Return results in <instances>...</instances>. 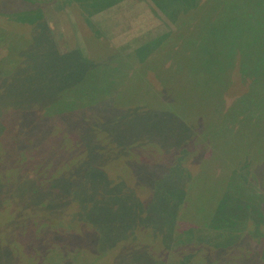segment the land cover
Returning a JSON list of instances; mask_svg holds the SVG:
<instances>
[{
	"label": "rangeland",
	"instance_id": "374dc122",
	"mask_svg": "<svg viewBox=\"0 0 264 264\" xmlns=\"http://www.w3.org/2000/svg\"><path fill=\"white\" fill-rule=\"evenodd\" d=\"M5 1L0 0V4L4 5ZM25 1H29L34 7H26ZM199 1L10 0L11 4L16 3L18 10L12 13L0 11V23H2L0 29H3L6 35H11L14 38L22 36L26 40L32 39L39 48L42 47L41 43L49 41L53 47L54 45L57 47L62 55L56 56L55 48L54 50L53 48L49 49L46 56H43L42 53L39 55L35 50L30 49L32 45H28L25 48V57H22V62L26 64L34 59L32 64L37 66L31 70L24 69L26 66H20L16 71L18 74L16 76L15 72L8 74L9 72L5 71L2 73L5 77L3 80L0 79V131L8 130L9 133L20 136L30 131L29 134L46 136L53 143L59 136L67 137L64 133L66 130H72L75 135L68 137L77 139L80 136L86 142L87 134L83 135V128L77 129L78 124L77 127L74 126L81 119L87 122L94 120L96 125H88V136L92 142H95L94 137L104 141V145L97 150L94 149L93 156L88 148H77L75 152H79L77 155L78 170L85 173L84 175L91 170L94 175L104 174L111 185L115 186L111 188L115 198L128 191V197L132 193L134 196H143L144 199L146 191H150L151 183L157 188L162 185H181L182 183L184 185L186 180L198 173L203 157H207L209 154L212 156L219 154L210 147L207 148V151L195 146L199 149L194 152L195 147L187 141L190 134L188 126H183L179 119L171 116L170 120L176 125L173 128L164 119L168 115L166 111L170 110L165 103L173 105L181 102L182 99L178 100V97L175 99L172 94H179L186 90V84L182 76L179 75L178 68L181 66L182 69L190 70L191 73L195 72L194 75L200 76L205 72L197 62H203L204 67H213L212 71L217 73L221 67H226L227 71L221 77L228 79L235 73L238 75L236 67L233 64L232 67L227 64L228 59L231 56L234 57V53L228 57L225 53L220 56V60L203 56L197 61L196 55H192L190 52L191 57L186 58L187 63L181 64L182 59L178 48L177 52L170 51V55H168L170 59H167L165 66L157 68L155 76L150 71L144 72L139 65L137 68L134 64L135 59L140 56H154L158 60L160 55L157 50H161L163 45L172 42L181 43L180 45L191 43L194 46L192 51H195L194 49L200 43V49L203 52L209 44H227V47L241 51L255 63L253 77L249 78V82L255 83L254 78L257 74L264 73V45L261 46L264 39L261 43L258 40V34L262 36L260 30L264 31V0H224L223 3H219L221 0H211L212 3L210 0L206 2L203 0L202 3H198ZM198 12L207 14V18L199 20ZM13 22L23 27L8 28L9 24ZM244 32L250 35L249 40L245 37ZM94 36L96 41L93 44L92 37ZM197 36H199L198 40L195 38ZM74 42L75 45H72ZM169 65L173 66L167 67ZM192 84H194L193 81ZM158 88L162 92L161 95ZM152 116L157 119H153ZM193 118L195 122H198V114H195ZM135 121L139 122L141 127L153 126L152 130L146 128L144 130L147 132L149 140L162 146L166 151L165 156L156 150L158 157L141 155L146 159L139 161V155L148 150L142 149L147 135L145 134L143 138L141 134L145 132L142 130L139 132L127 131ZM226 123L230 125L229 122L226 121ZM155 126L160 127L158 131L154 129L157 128ZM176 128L182 129V132ZM230 130V132H234L233 124ZM129 139L134 140L133 146H129ZM111 141L115 143L113 146ZM128 141L129 143L126 144ZM50 147L51 150L47 155V148ZM37 148L36 151L41 156H50L51 159H53L54 153H61L60 148L52 149V146H37ZM29 149L21 150V154H18L16 159H11L13 162L10 163L14 167L13 173L18 166L27 165L25 162L28 160L31 163L37 160V155L32 153L31 156L29 152L32 149L30 151ZM11 152L17 153V149L14 151L0 146L2 158L7 157V154ZM183 152L188 157L180 164L183 158L180 160L179 155ZM167 153L169 157H166ZM90 158L94 160L90 161ZM56 160L58 162L54 164L55 168L62 169L61 167L65 166L64 168L69 170L71 163L67 165V163H60L58 159ZM90 164H94L93 169ZM209 166L215 173L224 170L236 172V182H239L241 177L249 178L251 175L253 180L256 177L262 186L264 185V163L261 161L254 164L239 160L238 163L224 165L218 157L213 158ZM19 168V174L24 172L21 167ZM9 169L12 170L10 167ZM5 172V166L0 165V180L10 184L12 176L8 177ZM20 177L27 176L20 174ZM2 181H0V207L4 204V209L1 210L0 216L2 215L6 219L8 225L1 229L0 240L2 236H9L14 231H19L21 235V231H23L28 237L33 228L35 234L33 244L39 247L36 250L38 252L36 264H41L44 261V253L50 246L48 240H52L56 243L55 245L62 248L66 258L65 264L82 262L77 255L74 256L77 251H91L92 255L88 254V260L81 256V259L83 258L87 264H92V259L95 264H133V256L128 259L126 257L134 250H138V244L132 241V245L127 246L129 242L125 245L121 241H127L124 236L126 231L129 235L130 232L143 233L138 228L134 229L137 224H140V218H135L137 213L132 211L115 209L110 200L103 201V197L106 195L104 191L94 190L92 192L90 189L84 194L73 192L74 199L70 202L71 206L64 211L65 207L63 206L68 203L66 190H69V193L71 191L70 184L66 180L57 179L52 182L58 190L64 191L52 196L61 195V201L53 200V204L47 209L34 206L37 199L32 198L38 197L37 190L34 193L31 191L32 198H28L29 200L21 198L18 203L21 206L16 203L12 205L8 199L15 195L13 192L1 189L4 187ZM75 183L78 188V182L75 181ZM105 183L107 182H102L101 185L103 186ZM198 184L201 189L198 187L193 192L194 198L190 202V208L186 209L184 213L185 222L188 217L202 216V210L197 204L198 192L209 187L212 182L199 179ZM251 184L253 183L251 182ZM23 186L24 183L19 186L20 190ZM255 186L257 185L255 184ZM255 186L248 185L249 190L255 191L256 189L257 193H262ZM129 187L131 191H129ZM172 190L176 191V189ZM179 191L181 192L180 188ZM17 192L20 193L18 190ZM232 194L230 192L229 195H225L220 218L225 227L239 225V230L232 229V234L244 233L246 237L241 236L235 243L231 242L230 245L221 246L218 254H212L208 260H226L223 264H247L245 262L247 259L242 254L244 250L251 246L264 248V203L251 201L244 203L234 199ZM16 195L18 196V194ZM39 196H43V193H40ZM48 196L45 194V197ZM64 200L65 202L62 203ZM90 201L93 203L100 201L102 205L89 204ZM58 203L64 204L61 206L63 207L61 210ZM148 206L151 209L146 211L144 208L143 211L151 212L152 215L146 219V222L148 226L156 230L155 234L151 233L150 235L153 234L154 237H157L153 242L162 247L166 244L164 240L167 238L168 230L175 226V217L180 216L183 212L181 201L178 199L166 202L162 199H154L149 202ZM101 207L104 208L98 210ZM6 208H10V211L4 212ZM53 218H59L55 220L57 223ZM76 219L77 223L74 222ZM147 224L140 225L147 226ZM166 224L173 225L166 227ZM120 232L122 233L119 234ZM212 233L213 230L205 234H209L210 239L215 238V242L220 244L223 243L220 241L226 239V234L229 232L223 230L217 236ZM22 237L25 241V236ZM242 238L244 240L239 242ZM208 240L203 238L200 243H209ZM259 241L263 243H259ZM172 243L170 242L169 247L172 246ZM27 244H24L25 248ZM55 245L51 246L55 250L52 262L56 261L60 255ZM213 245L205 244L206 249H211ZM202 247L200 246L201 249ZM222 249L227 250L228 254H223ZM95 253L97 254L96 258ZM0 254L2 255L0 263L18 264L19 253L15 258L14 253H11L8 248H4ZM49 261L50 258L46 259V263ZM142 261L144 262L145 259ZM252 264H260V262ZM261 264H264V261Z\"/></svg>",
	"mask_w": 264,
	"mask_h": 264
},
{
	"label": "trees",
	"instance_id": "16d2710c",
	"mask_svg": "<svg viewBox=\"0 0 264 264\" xmlns=\"http://www.w3.org/2000/svg\"><path fill=\"white\" fill-rule=\"evenodd\" d=\"M202 1L203 0H200L198 3H202ZM206 1L207 0H204L203 2ZM223 2L225 1H219V3ZM4 3V5L0 4V11L4 10V12L8 11L9 13H12L18 10L16 3L11 4L10 0H6ZM210 3H212L211 0ZM25 5L26 7H34V5L29 1H25ZM200 5L198 6V8L200 7ZM206 15L207 14L198 12V19L200 20L207 18ZM9 25L10 27L8 28L13 27L14 29H16V27H23L20 24L17 25L16 22H13ZM1 26L2 23H0V27ZM260 32L262 33V36L258 34L259 43H261L264 39V31L262 32L260 30ZM244 33L247 40H249L250 35L246 32ZM199 36L195 38L198 40ZM84 40H86V37H84ZM95 41L96 39L94 36L92 37V43L94 44ZM41 44L42 47L39 48L32 41V39L26 40L22 36L14 38L11 35H6L4 33V30L0 29V70L2 69V71L0 72V79L3 80V78L5 77L2 75V73L5 71L9 72L8 74H12L13 72H15L16 76L18 75L16 74V71L20 66H26L24 69L29 68L30 70L37 66L35 64H32L34 59L26 62V64L22 62L23 58L25 57V48L28 47V45H32L30 49L35 50L37 53H39V55L42 53L43 56H46L49 49L52 48L53 50L54 48L56 49L54 50L56 52V56L62 55L57 47L55 45L53 47L49 41H45V43ZM180 44L181 43L178 42L165 44L161 47V50H157L158 54L160 55L158 60H156L154 56H140L135 59L134 64H136L137 68L139 65V67H142L141 69L144 72L150 71L155 76L157 68L165 66L167 63V59H170L168 58V55H170V51L172 53L177 52L176 49L178 48L179 55L182 59L181 64L187 63L186 58L191 57L190 52L192 53V55H196L197 61H199L200 58H203V56L215 60H220L221 55L227 53L228 57L234 53V57L232 58L231 56L228 59L227 64H230L231 67L233 64L238 71V75H236L235 73L234 76L232 75L228 79H223L221 77L223 73L227 71L226 67H221L220 71L217 73L212 71L213 67H204L203 62H197L198 66L201 67L205 72L204 74H201L199 76L197 74L194 75L195 72L191 73L192 71L184 70L181 68V66H179L178 73L182 76L186 84V90L179 94L172 95L173 98L177 99L178 97V100L182 99V101L174 103L173 105L165 103L166 107L170 109L166 111L168 112L167 117L164 118L166 123L174 128L176 127V125L170 120V117L173 116L179 119L181 123H183V126H188L190 130L189 137L187 138V141L189 143L193 144L194 147L196 146L199 148H203L207 151V148L210 147L219 155L212 156L209 154V156L203 157V160L201 162L202 166L199 169L198 173L192 178L186 180V182L184 181V185L183 183L181 185H162L157 188L153 183H151L150 191H146L147 194L144 196V199L143 196H134L132 193H130L128 197V191H125L124 195H120L119 193L120 196H117L115 198V196L112 194L113 191L111 189L115 186L111 185V183L108 181V178H106L104 174L94 175L93 170H91L86 175H84L85 173L78 170L79 163H77V155L79 154V152H75L77 148L86 147L88 148V151H90V154L93 156L94 149L97 150L104 145V141L98 140L94 137L95 142H92L90 137L88 136V125H96L94 120H91V122H87L81 119V121L76 122L74 126L77 127L78 124L79 127H77V129L81 127L83 128V135L87 134L85 137L86 142L80 136H78L77 139L68 137L70 135H75L73 134L72 130H66L64 133L67 135V137L63 138L59 136L53 143H51V139L46 136H34V134H29L30 131H27L23 136H20L11 134L8 130H1L0 137L3 138H0V146L7 149H13L14 151L17 149V153L11 152L10 154H7V157L5 158H2L3 156H0V165L5 166V173L8 177L10 175L12 176V181L10 182V184H6L2 180H0L4 184V187H2L1 189L8 190L7 192H13V195H15L12 196L11 199H8L10 203L12 205H15L14 203H16L17 205L21 206L20 204H18L20 199L24 197L25 199L29 200L28 198H32V192L34 193L35 190H37L38 197L32 198L37 199V203H34V206L47 209L48 206H51L53 204V200H57L59 202L61 201V195L58 197L52 196L60 192L62 193L64 190H58L57 187H55V184H53L52 182L57 179H63L70 184L71 189L70 193L69 190H66L68 192V203L65 206H63L64 204L62 205L65 200L62 201V203H58L59 207H65L64 211H66L67 208L71 206L70 202L74 199L73 192L77 194H84L85 192H88L87 190L90 189L92 192L94 190L101 192L104 191L106 195L103 197V201L110 200L117 210H129L130 212L132 211L133 213H137L135 218H140L139 223L147 224L146 219H149L152 213H146L145 211H143V209L145 208L146 211L149 210V202L153 201L154 199H162L166 202L180 199L181 209L183 210V212L180 216L175 217V226L173 228H170L167 232V238H165L164 240L167 245L164 244V246L159 247L158 245L154 244L153 241L157 237H154L153 234H150L154 233L156 230H153V228L151 226H148V224L147 226L137 224L134 229L138 228L139 230L143 231V233L140 234L139 232L135 234L133 232H130L131 234L129 235L128 231H126V233H124V236L126 237L127 241H121V243H124L125 245L129 242L127 246L132 245V241L138 244V250H134V252L130 253L126 258L128 259L133 256V264L225 263L226 260L224 261L219 259L209 261L208 257H210L212 254H218L221 246L230 245L231 242L235 243V241L239 240L241 236L246 237V234H232V229L239 230V225H232L229 228L223 225L220 218V212L225 201L224 197L225 195H229V193L232 192V195L235 197L234 199H238L240 201H243L244 203H250V201L255 203H264V185L262 186L260 181L256 179L253 172L252 173L255 177L254 180L252 176L249 175V178L241 177L239 183L236 182V172H233L232 170H224L215 173L211 171L209 163L212 162L213 158L218 157L224 165L235 164L238 163L239 160L243 162L248 161L249 163L253 162L254 164H257L258 161L264 163V73H261L259 75L257 74V76L254 78L255 83L249 82V78L253 77V68L255 66V63L250 57L247 58L245 55H243L241 51L232 50L230 47H227V44H209L206 46L207 48H205L204 52L200 49V43H198L197 47L194 49L195 51L191 50L192 48H194L191 43H184L183 45ZM72 45H75V42ZM156 45L158 46V43H156ZM263 45L264 41L261 43V46ZM211 49H213V52H211ZM223 50L225 51L223 52ZM120 64L121 61L119 59V65ZM171 66L173 65H169L167 67ZM158 74L159 73L157 72V75ZM197 78L199 79L196 80ZM8 80H10V78H8ZM192 81L194 84H192ZM158 90L160 91L161 95V90L159 88ZM241 91L247 92L244 94L238 93ZM157 97L158 96L156 94V98ZM195 114H198L199 116V118L197 119L198 122H195L193 118ZM152 118L155 120L157 119L154 116H152ZM226 121L229 122L230 125L226 123ZM232 124L234 132H230ZM152 127L153 126L141 127L140 123L135 121L131 128L127 130L128 132H139L142 130L143 132H145L141 134L143 138L145 137V134L147 135L144 140L145 145L142 146V149L148 150L142 152L139 155L138 159L140 162L145 161L146 159V157H141V155L157 156L156 150H159L165 156L166 151L162 148V146L153 140H149L148 134L144 130L145 128L147 130H152ZM155 127L157 128L154 129L157 131L160 128L159 126ZM176 129L182 132V129ZM129 141V146H133L134 140L129 139ZM129 141L126 142V144H128ZM114 144L115 143L111 141V145L113 146ZM37 146H52V149L55 147L60 148L61 153H54L53 159H51L50 156L43 157L38 153V151H36L38 150ZM196 147L194 149V152L199 149ZM28 148L32 149V151H30L29 149V154L31 156L32 153L37 155V160H34V162L32 163L30 162V160H28L27 162H25V164L27 165L22 164V166H18L13 173L14 167H12V163H10L13 162L11 161V159H16L18 154H21V150L26 151V149ZM47 149V155H49L51 147ZM246 156H249L251 158H247ZM166 157H169L168 153ZM179 157L180 160L183 158V160L180 162L181 164L185 161L188 155L183 152L181 155H179ZM56 159H58L60 163H67V165L68 163H71V165H69V170L67 168H64L65 166L61 167L62 169L55 168L54 164L58 162ZM92 160L94 159L90 158V161ZM93 165L94 164H90L92 169ZM9 167L12 168L11 171ZM19 167H21V170L24 171L20 172V174L27 177H20ZM231 172L233 173L231 174ZM199 179H206L212 182L209 187L203 188L202 190H200V192H198L199 195L197 197V204L202 210V216L200 217L196 215L193 217H188L187 221L185 222L184 213L186 209L188 210L190 208V202L194 198L193 192L194 190L198 189V187L199 189H201L200 185L198 184ZM75 181L78 182V188L75 186ZM102 182L107 183L103 184L102 186ZM251 182L253 184H251ZM12 183L14 184L12 185ZM22 183H24V186L20 190L19 186ZM255 184L257 186H255ZM248 185L257 187L258 190H260L262 193H257L256 189L255 191H252L251 189L249 190ZM179 188L181 189V192L179 191ZM129 189V191H131L130 187ZM172 189H176V191ZM17 190L20 193H18ZM40 193H43V196H39ZM16 194H18V196ZM45 194L47 196H50L45 197ZM89 204H95L96 206L102 205L100 201H97L96 203L90 201ZM3 206L0 207V212L2 209H4ZM63 207L59 209L61 210ZM103 208L104 207H101L98 210ZM9 209L10 208H6L4 212H9ZM59 218H53L54 222H56L55 220ZM62 221L64 222V220ZM74 222L77 223V219ZM7 225L8 222L1 215L0 232L1 229ZM167 225L172 226L173 224H166V227H168ZM211 230H213L212 234H214L215 236L219 235V232L223 230L228 231L229 233L226 234V239H222L220 241L223 243L218 244L215 242V238L210 239L209 234H205L209 233V231ZM33 231L34 229L32 228L31 233L28 237L23 231H21L22 235L19 233V231H14L9 236H2V239L0 240V251L4 250V248H8L11 253L15 254V258L17 257L16 254L19 253L20 257H17L18 264H34L36 255L38 256V252L36 250H38L39 247L33 244V238L35 235ZM52 233L54 234L53 231ZM121 233L122 232H120L119 234ZM147 235L148 237H146ZM22 236H25V241H23ZM203 238L209 239V243L202 242L201 244L200 241ZM243 240L244 238H242L239 242ZM118 241L120 242V239H118ZM7 242L9 243L8 245ZM48 242H50V246L45 251L43 257L44 261L41 264H65L66 258L63 255L64 251L62 250V248L58 245H55L56 243L52 240H48ZM170 242H173L171 247H169ZM259 243L263 242L259 241ZM24 244H27L26 248ZM205 244L214 245L211 249H206ZM54 245L56 246V249L59 251L60 255L57 260L53 257L56 261L52 262V256L55 255V250L52 248ZM200 246H203L202 249L200 248ZM161 248L163 249L161 250ZM231 248L233 247L231 246ZM222 250L223 254H228L227 250ZM255 252L256 254H254ZM89 253H91V251H77L74 256L77 255L78 259L80 258L79 260H82V262L80 263L79 261L78 264H87L85 260L89 259ZM242 254L245 259H247L245 260L247 264H252L253 262H260L261 264L264 261V248H261L260 246H258L257 248L251 246L250 248L244 250ZM0 256L2 255L0 254ZM81 256H84L83 258L85 260L83 258L81 259ZM94 256L96 258L97 254L95 253ZM143 256H146V258H143ZM48 258H50V261L46 263V259ZM235 258L237 257L235 256ZM142 259H145V261L143 262ZM92 264H95L94 259H92Z\"/></svg>",
	"mask_w": 264,
	"mask_h": 264
}]
</instances>
